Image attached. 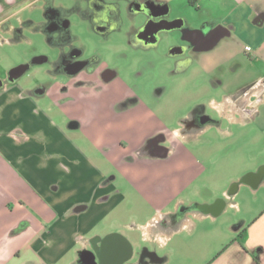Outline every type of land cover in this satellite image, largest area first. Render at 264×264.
<instances>
[{"label":"crops","instance_id":"1","mask_svg":"<svg viewBox=\"0 0 264 264\" xmlns=\"http://www.w3.org/2000/svg\"><path fill=\"white\" fill-rule=\"evenodd\" d=\"M205 14L150 97L104 62L94 85H0V264H78L102 248L121 260L128 242L157 264L177 249L197 254L184 264H264V182L242 183L264 163L217 167L224 141L264 140V0H207Z\"/></svg>","mask_w":264,"mask_h":264},{"label":"rangeland","instance_id":"2","mask_svg":"<svg viewBox=\"0 0 264 264\" xmlns=\"http://www.w3.org/2000/svg\"><path fill=\"white\" fill-rule=\"evenodd\" d=\"M166 1L170 12L162 18L168 22L180 20L184 25L172 31H161L159 44L149 48L150 46L147 45L138 47L133 41L151 19L143 11L138 12L133 9L134 0H0V74L5 76L18 65L29 64L30 68L20 82L29 81V85H33L34 88L43 85L49 76L62 74V71L54 73V63L62 59V46L72 41L76 47L84 50L85 57L100 58L109 65L110 69L113 68L125 76L123 78L128 83L131 81V85H134L136 90L139 89L150 97V94L160 89L159 83L162 80H165L162 83L167 89L171 86L172 83L169 84L170 81H166V78L169 72L175 71L176 65L173 66L170 52L179 42H184L185 31L191 25L203 24L206 18L207 0H198L196 6L202 7L201 9L190 4L191 0ZM92 2L93 4L100 2L102 5H107L105 3L108 2V9L123 11L113 18L117 29L105 34L97 32L96 25L107 24L111 13H103L101 18L90 17L87 9ZM57 11L61 12L58 14H61L63 21L69 25L65 37H61L60 34L55 36V33L50 32L48 28L52 22L48 14H55ZM178 33L181 35L177 39L175 36ZM40 57H49V60L44 64L34 65L36 59ZM167 99L169 98L159 100L169 106L172 102H167ZM247 140V142L243 140L234 143L224 141L221 145L222 155L219 156L227 157L219 158L217 167L235 169L240 165L252 164L251 167H255L258 164L257 167L261 168L264 163V140H260L258 144H254L248 138ZM195 244L199 243L195 242ZM203 244L208 248L209 241H204ZM199 247L202 245L199 244ZM146 249L148 246L144 245L140 252L133 255L132 262L139 264V258ZM148 251L151 249L149 248ZM189 255L177 249L174 254L176 263L194 262L197 254Z\"/></svg>","mask_w":264,"mask_h":264},{"label":"flooded vegetation","instance_id":"3","mask_svg":"<svg viewBox=\"0 0 264 264\" xmlns=\"http://www.w3.org/2000/svg\"><path fill=\"white\" fill-rule=\"evenodd\" d=\"M116 1V0H114ZM120 1V0H119ZM123 1V0H121ZM119 3V2H117ZM108 5V2L105 3ZM154 4L157 5H166V2L164 0H134V10L139 11H151L150 8H154ZM107 5H102L100 2L97 4H92L89 6L90 8L87 9V13L90 15V17H100L101 15L111 13V17L107 19V24H99L96 25V30L99 33L105 34L109 33L115 28V21H113V18H116V15L118 16L120 10H113L108 9ZM60 11L55 12V14H48V18L51 22L48 26L50 32H54L55 36L60 34L61 37H65V31H69V25L66 23V21H63L61 18V14H58ZM61 13V12H60ZM101 18V17H100ZM149 24L145 27H143L138 34L134 38V42L136 44L138 43H151V42H157L159 40L160 33L156 34L155 31L165 27L168 23L164 20L162 17H150ZM179 23H182V21L177 20ZM68 25V26H67ZM182 25V24H181ZM184 25V23H183ZM68 42V41H66ZM178 51H186V48H180ZM62 59L58 62L54 63V73L55 71H62V76H65L67 78H70L72 80H75V84L79 86L83 85H94V82L91 78H86V76H93L98 72L99 67L102 66L103 61L100 58H88L85 57L84 50L80 49L79 47H76V44L74 42H69L66 45L62 46ZM49 60V57H47ZM76 74H73V73ZM111 71L110 69H104L101 72L102 78L108 76ZM57 74V73H56ZM58 75V74H57ZM8 79V73L5 74V76H2L0 74V85H3L6 80ZM47 85H41L40 88L36 90V93H41L44 90L47 89ZM197 116L195 115L190 121V125L198 124ZM210 120V118H207V120ZM205 121L206 118H204ZM201 123V122H200ZM131 258L129 261L125 262L124 264H135L132 262ZM139 264H157V256L148 250H144L143 256H141ZM114 262V259L111 258V255H109L108 251H105L103 248L102 250L97 251H88L83 250L80 253V257L78 260V264H110L111 262Z\"/></svg>","mask_w":264,"mask_h":264},{"label":"water","instance_id":"4","mask_svg":"<svg viewBox=\"0 0 264 264\" xmlns=\"http://www.w3.org/2000/svg\"><path fill=\"white\" fill-rule=\"evenodd\" d=\"M154 6H155L154 8H150V10H151L150 15L152 17H164V16H167L170 12V8L167 4L166 5L154 4ZM145 12H147V11H145ZM166 22L168 24L165 27L156 30L155 31L156 34L160 33L163 30L164 31H172V30L178 29V28L183 26V21H182V23H179L177 20L172 21V22H168V21H166ZM174 51H176V50H173L172 53H175ZM47 61H48L47 57H40V58L36 59L34 65H41V64L46 63ZM29 68H30L29 64H21L15 68L11 69L8 72V82H10V83L17 82L22 76H24L28 72ZM73 74H76V73L74 72ZM207 121L210 122L209 119ZM263 178H264V171H259L258 173H251V174L245 176L242 179V183H249V184H252L254 187H258L261 183V180H263ZM234 191H235V189L232 191V193H234ZM222 204L224 205V202L220 201L214 207L215 214L220 213V211L223 207ZM128 244H129L128 251H127L128 255L126 257L122 258L121 260H119V259L114 260V262L112 261L110 264H124L125 262L129 261L133 257V255H134L133 246L131 245L130 242H128ZM159 259H161V262L164 261V259L162 260V258H159ZM99 264H101V263H99Z\"/></svg>","mask_w":264,"mask_h":264},{"label":"built area","instance_id":"5","mask_svg":"<svg viewBox=\"0 0 264 264\" xmlns=\"http://www.w3.org/2000/svg\"><path fill=\"white\" fill-rule=\"evenodd\" d=\"M247 51H251V47H247Z\"/></svg>","mask_w":264,"mask_h":264},{"label":"trees","instance_id":"6","mask_svg":"<svg viewBox=\"0 0 264 264\" xmlns=\"http://www.w3.org/2000/svg\"><path fill=\"white\" fill-rule=\"evenodd\" d=\"M190 4H193V0H191Z\"/></svg>","mask_w":264,"mask_h":264}]
</instances>
